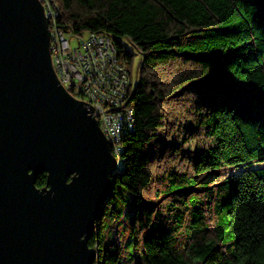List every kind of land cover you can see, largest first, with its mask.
Segmentation results:
<instances>
[{
  "label": "trees",
  "instance_id": "trees-1",
  "mask_svg": "<svg viewBox=\"0 0 264 264\" xmlns=\"http://www.w3.org/2000/svg\"><path fill=\"white\" fill-rule=\"evenodd\" d=\"M55 2L67 34L110 36L128 68L120 39L144 55L93 264H121L103 219L124 191L136 264H264V0Z\"/></svg>",
  "mask_w": 264,
  "mask_h": 264
},
{
  "label": "water",
  "instance_id": "water-1",
  "mask_svg": "<svg viewBox=\"0 0 264 264\" xmlns=\"http://www.w3.org/2000/svg\"><path fill=\"white\" fill-rule=\"evenodd\" d=\"M116 164L93 106L55 73L42 2L0 0V264H93Z\"/></svg>",
  "mask_w": 264,
  "mask_h": 264
},
{
  "label": "built area",
  "instance_id": "built-area-1",
  "mask_svg": "<svg viewBox=\"0 0 264 264\" xmlns=\"http://www.w3.org/2000/svg\"><path fill=\"white\" fill-rule=\"evenodd\" d=\"M48 19L53 68L63 85L76 99L93 106V115L116 158L124 159L122 141L135 130L130 100L136 84L131 71L122 64L114 40L105 34L87 32L72 47L66 32L57 24L60 10L55 0H40Z\"/></svg>",
  "mask_w": 264,
  "mask_h": 264
},
{
  "label": "rangeland",
  "instance_id": "rangeland-1",
  "mask_svg": "<svg viewBox=\"0 0 264 264\" xmlns=\"http://www.w3.org/2000/svg\"><path fill=\"white\" fill-rule=\"evenodd\" d=\"M67 37L70 39L72 47H77L79 45V37L74 34H69ZM120 40L125 45L126 50L135 55L133 64L129 66V70L131 71L133 82L137 84L139 81L140 64L144 55L137 46L128 40V38L125 37ZM122 167L123 162L118 164L117 170H121ZM123 195L129 200L127 204L121 203V200L115 202V208L121 209L120 216L117 217L114 212L107 213L103 219L105 225V238L107 244L112 243L121 246V264H136L140 256L135 253L129 241L130 223L133 216V206L131 204L133 196L126 191L123 192Z\"/></svg>",
  "mask_w": 264,
  "mask_h": 264
},
{
  "label": "snow or ice",
  "instance_id": "snow-or-ice-1",
  "mask_svg": "<svg viewBox=\"0 0 264 264\" xmlns=\"http://www.w3.org/2000/svg\"><path fill=\"white\" fill-rule=\"evenodd\" d=\"M222 99H223L225 102H232V101H231V98H229V97H223ZM28 175H30L29 172H28ZM69 183H70V184H73V181H69ZM49 191H51V189H50ZM86 250H88L87 247H86ZM92 258H93V257H91V261H92Z\"/></svg>",
  "mask_w": 264,
  "mask_h": 264
},
{
  "label": "clouds",
  "instance_id": "clouds-1",
  "mask_svg": "<svg viewBox=\"0 0 264 264\" xmlns=\"http://www.w3.org/2000/svg\"><path fill=\"white\" fill-rule=\"evenodd\" d=\"M116 171H117V168L115 167Z\"/></svg>",
  "mask_w": 264,
  "mask_h": 264
}]
</instances>
